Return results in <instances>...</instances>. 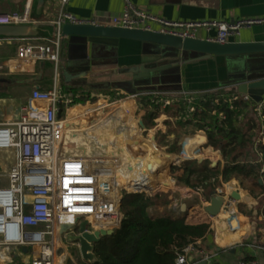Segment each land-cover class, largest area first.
<instances>
[{"label":"built area","instance_id":"built-area-1","mask_svg":"<svg viewBox=\"0 0 264 264\" xmlns=\"http://www.w3.org/2000/svg\"><path fill=\"white\" fill-rule=\"evenodd\" d=\"M34 3L35 0H28L22 13L0 11V26L35 23L32 19ZM62 3L67 5L69 0H62ZM68 23L157 32L183 40L198 39L199 30L208 32L215 30L216 37L205 41L223 45L228 43L231 34L239 33L244 28L263 25L264 19L235 22H171L135 8L126 0L121 15L106 17L101 24L81 21L64 13L56 22V26L59 29ZM56 35L54 40H44L42 44H35L40 41L37 39L23 40L25 43L19 47L17 55L5 62V74L26 75L34 67L46 63L55 65L58 71L62 38L59 31ZM163 94L160 91H149L134 95L123 93L117 96L123 98L121 102H128L136 108L137 128L146 134L144 141L146 144L143 143V146L150 144L159 149V161L153 165V172L157 174L153 179L158 180L161 177L163 181H172L169 188L157 185L151 188V191L157 193L171 190L177 194L178 180L183 175L185 164L204 162L208 164L209 169H217L227 165V161L221 149L209 145L208 127L198 129L182 140H178L175 135H167L164 145L158 143L157 135L163 132L164 122L173 121L168 117L169 109L182 102L189 114L201 113L202 101H206V97L198 99L187 94L182 98L175 95L163 101L157 100ZM141 95H149L152 103L161 105V110L157 113V124L152 130L147 129L143 123L146 114L138 104ZM96 99L98 103L87 101L86 104H74L73 99L67 97L58 85L48 91L35 88L28 98L27 105H19L0 118V151H12L14 154L13 165L6 175V185L0 187V264H12L11 259L4 254L15 248L27 250L25 254L29 258L28 264H59L62 236L68 241L69 237L75 235L74 231L69 234L68 228L73 230L80 223L87 222L91 227L87 228L89 233L114 231L124 221V204L128 194L123 192L129 188L122 187L118 178L121 173L128 171V166H132V160L131 163L130 161L125 163L114 153L102 154L101 150L95 156L86 153L80 156H66L64 152V142L69 128L79 126L81 121L93 116L97 110L105 108L106 105L103 103L108 102L102 100L111 98L101 95ZM242 100L247 103L253 101L248 96H242ZM218 102V99L215 100L216 104ZM263 106L264 97L263 101L257 104L262 125L260 137L264 139V117L261 116ZM212 115L224 119L222 113L217 114L213 111ZM175 119L177 120V116ZM92 124L93 121H90L89 125ZM177 146L181 148L179 154L175 153ZM137 148L144 150L142 146ZM130 156L132 157L131 154ZM221 190L224 191L222 195L229 192L227 185H222ZM181 197L198 198L202 210L207 214L206 208L210 206V202L202 187L183 191ZM222 198L225 199L223 207L228 210L236 202L230 194ZM173 201L172 212L177 216L180 204L177 197H174ZM63 230L67 232L63 234ZM203 263L210 264L211 256L200 248L199 242L189 245L176 255L175 264ZM239 264L257 263L240 261Z\"/></svg>","mask_w":264,"mask_h":264},{"label":"crops","instance_id":"crops-1","mask_svg":"<svg viewBox=\"0 0 264 264\" xmlns=\"http://www.w3.org/2000/svg\"><path fill=\"white\" fill-rule=\"evenodd\" d=\"M27 1L28 0H3V2L0 4V11L2 13H22L25 9ZM128 1L135 8H139L148 12L152 16L171 22H235L242 20L264 19V0ZM35 3L32 12V19L35 20V23L56 25V22L59 20L60 16L66 13L81 21L101 24L104 22L106 17L121 15L124 12L126 0H69L67 5H63L62 0H46L45 7L40 17L36 14ZM41 31L48 35L50 29L42 28ZM55 34H57V29ZM216 34L217 32L215 30L210 32L207 30H199L197 32V37L200 40H207L209 38H215ZM56 36L57 35H55L54 38H36L40 41L35 42V44H42L44 40H54ZM61 41V58L59 68L62 66L67 67L68 64H70L71 68L73 69V79L70 84L65 82L61 71H56V66L50 63L39 64L26 75L7 76L4 71V64L7 60H10L17 55L19 47L25 43L23 40L0 39V78L27 77L30 79L32 85L31 90H29L30 92L34 88L48 91L55 85H58V87L63 91V84H65L69 89L72 87H81L83 89L81 92H85L87 96L89 95L88 93H90L91 98L101 95L107 96L104 95L103 92L108 91L115 92L117 95H121L123 93H126L127 95H134L135 93H138L137 91L143 92L154 90L166 93L168 97H174L177 95V97L182 98L184 94H187L193 95L198 99H203L209 95L211 96V94L219 92L225 94H238L237 87L233 85L232 79L241 72V61L243 59L228 61L224 58H212L211 60L205 62L194 63L190 65L182 64L179 75H177L176 70H173L170 71L169 75L163 74L161 77L151 81L144 79L139 80L135 82L134 85L130 84L134 89L133 92L131 91V94H128L127 91L122 87L112 88L111 82L109 80H104V78L107 79L118 77L113 71L117 68L125 69L147 66L157 62L158 60L155 56L148 54L153 50L152 48L144 49L141 43L131 41H120L118 45V51L111 49L115 45L110 42H103L95 44L94 46L92 44H88L87 50L89 61L91 63V70L89 73L82 75L80 74L82 67L81 64H86L88 62L86 59H83L85 58L86 53L84 46L79 42L77 43L69 39H61ZM228 43H264V24L251 28H244L239 33L231 34L228 39ZM246 61L249 72H264V56L250 58ZM80 76H83L84 79H78L81 78ZM44 79H46L47 83L50 85V87L47 89H45L44 86ZM121 80L126 82L124 84H128L127 82L131 81L127 76H121ZM107 85H110L109 89L106 88ZM81 92L76 96H74V94L71 92L63 93L74 101L75 99H80L82 97L83 93ZM180 92L182 94H180ZM29 96L30 94H28L26 98L17 96L0 98V118L4 114H8L18 108L19 105H27ZM108 97L112 98V96H107V98ZM239 97L242 99L241 95H239ZM172 112L177 114L175 115V117L177 116V120L174 116L169 114L168 117L174 118L175 123L177 122L178 124L181 119L180 108L177 107V111L174 109ZM167 122L172 124V126H170L172 129L176 128L174 121H165L164 130L162 133L175 135L178 140H182L186 135L194 134L198 130L194 127H184L182 129L177 126V134L169 133V128L165 126ZM76 128L80 129L79 126L69 128L66 139L75 137L79 133H83ZM115 130L117 131V125ZM140 132H142L141 129L132 131V138L134 139L133 141L136 139L138 140L141 137ZM260 132H262V127ZM261 143L264 146V139L259 135L256 143L254 144L255 150L258 149ZM142 147L144 150H138L137 147L135 148V151L140 154V158L138 160L142 159V170L148 168L151 165L149 168L151 171H148V176L153 178V176H156L157 174L153 172V165L155 164L154 158L149 154L146 155L147 152L151 151L149 144L143 146L142 142ZM156 148H153V150ZM96 151L99 153L98 150ZM175 152L179 154L181 152V148L177 146L175 148ZM257 155H255L254 158H251L248 162L250 164H252V162L262 163L263 159L261 155L258 153ZM132 157L130 154H128L127 160L124 161L125 163L130 161L131 163L132 160V166H128V171L123 173L126 175L124 180H122V173L118 178L119 181L121 180V182H123L122 184L127 185L129 189L140 187L135 179V174H133V172L136 170L139 171L140 168L136 167L132 170L131 167L137 164V157L133 155ZM199 163L203 164L204 162ZM204 164H206L208 167L207 163ZM1 167L2 164L0 162V168ZM224 167L211 169L222 171ZM261 174H264V164L261 166ZM139 176H141L140 172ZM181 183L183 182H181L179 179L177 194H174L171 190H165L164 192L160 193H163L166 196L172 193L173 198L177 197V200L180 204V210L177 212V216L172 212L173 203L169 207V211L172 212L174 217H182L184 213L191 212L192 208H198L200 215H192L193 221L197 222L203 220L209 222V232L203 239L197 242H199L200 248L211 256L210 264H239L240 261H253L257 264H264V191H261L259 187L255 186V181L253 179L247 181L246 183L243 182L242 178L237 177H233L228 181H223L220 179V184L214 191L206 192L204 190L209 202L215 193L219 197H226L230 194L231 198L233 193H238L241 197V200H235L236 202L230 210L223 207L220 214L214 218H210L208 214L202 210L198 198L181 197V192L192 189L189 187L185 189L182 187ZM259 184L264 186V175L260 177ZM222 185H227V190H229V192L227 191L228 194L224 193V195H222L224 192L222 190L220 191ZM183 206H186L184 212L182 210ZM60 247L61 256L59 259V264H77L75 262L74 256L71 254V251H77L81 262L85 263L78 251V245L70 243L67 244L61 239ZM10 251L14 253L17 252L16 256L21 258L24 264H28L29 258L28 255L25 254L24 250H18L15 248L11 249Z\"/></svg>","mask_w":264,"mask_h":264},{"label":"trees","instance_id":"trees-1","mask_svg":"<svg viewBox=\"0 0 264 264\" xmlns=\"http://www.w3.org/2000/svg\"><path fill=\"white\" fill-rule=\"evenodd\" d=\"M59 70L61 71V67ZM0 86L8 90L25 89L28 94L35 89L29 91L32 85L27 77L0 78ZM62 88L64 93L71 92L74 96L83 90L81 87L69 89L65 84ZM137 92L135 94L149 91ZM103 93L107 96H117L111 91ZM88 94L87 96L84 92L80 99L74 100V104H86L87 101L97 100L96 97L91 98L90 93ZM6 97L10 95H0V98ZM167 98L168 95L164 93L157 100L163 101ZM217 99L218 104L215 103ZM138 104L142 106L146 114L143 118L144 126L147 129L154 128L161 105L152 103L149 95H141ZM177 107L180 108L181 119L178 124L175 123L176 128L174 129L170 127L172 126L170 122L165 124L169 128V133L177 134V126L182 129L184 127L197 129L208 127L210 129L209 145L221 149L228 161L222 171L209 169L204 163H187L183 167L181 182L189 188L202 187L206 192H211L219 186L220 179L228 181L237 177L242 178L244 183L253 179L255 186L264 191V186L259 184L260 177L264 175L261 174V166L264 164V146L261 143L257 150L254 147L262 127L257 103L253 101L247 103L237 93L219 92L206 97L205 102L202 101L203 111L201 113L189 114L187 107L181 102L173 106L167 114L175 117L177 114L172 110L177 111ZM213 111L217 114L222 113L224 119L221 120L218 115L213 116ZM261 116L264 117V106ZM167 135V133H158L157 141L160 145H164ZM257 153L261 155L263 162L250 164L248 161ZM236 161L239 163L235 164ZM160 178L155 186L162 185L164 188H169L172 181H163ZM172 203V193L167 196L152 191H133L128 194L124 204V221L111 235L102 237L101 241L95 245L94 252L98 259L96 264H175L176 255L189 245L203 239L209 232L210 224L203 220L193 221L192 215H200L198 208H192L191 212L184 213L182 217H174L169 211ZM156 206L164 210L157 215H151L149 209Z\"/></svg>","mask_w":264,"mask_h":264},{"label":"water","instance_id":"water-1","mask_svg":"<svg viewBox=\"0 0 264 264\" xmlns=\"http://www.w3.org/2000/svg\"><path fill=\"white\" fill-rule=\"evenodd\" d=\"M46 0H36V14L41 16L45 7ZM42 28L50 29L48 35L43 33ZM60 32L62 39H69L75 42L81 43L85 48V58L88 62L81 64L80 74L89 73L91 70V63L89 61L88 44L110 42L115 46L111 49L118 51V45L120 41H131L141 43L144 49L152 48L153 50L148 53L159 59L157 62L147 66H139L125 69H114L116 76H127L130 78L132 85L139 80L151 81L153 79L161 77L163 74L169 75L170 71L176 70L177 75L180 74V67L182 64L190 65L194 63H200L209 61L212 58H224L228 61L235 59H243L241 61V72L235 76L233 85L237 87L238 94L241 96L250 97L253 102L259 104L263 101L264 97V72H249L247 68V61L250 58L264 56V43H226L218 44L205 40H183L172 36L162 35L157 32H146L140 30H124L118 28L93 26V25H72L65 24L61 28H57L56 25H45L39 23H32L26 25H12V26H0V39L4 40H25L36 39L42 37H55V33ZM147 53V52H144ZM61 73L67 84L72 81L73 69L70 64L66 67H61ZM84 79L83 76H80ZM107 89L110 85L106 86ZM156 90V88H155ZM154 91V90H152ZM83 93V92H81ZM129 152L140 158V154L128 148ZM185 189L188 186L181 183ZM134 192H147L151 191V188H131ZM232 198L234 200H241L238 193H233ZM225 203V199L219 197L216 193L210 200V206L206 208V212L211 217H217ZM186 206H183L182 210L185 211ZM88 223L83 222L79 226L78 233L77 228L74 227V236L68 238L70 244L78 245V251L82 260L87 264H96L98 259L94 252L95 245L98 244L102 237L109 236L113 231H97L89 233L87 231ZM67 231L63 230L65 234ZM27 253V250H24ZM204 264V263H203Z\"/></svg>","mask_w":264,"mask_h":264},{"label":"rangeland","instance_id":"rangeland-1","mask_svg":"<svg viewBox=\"0 0 264 264\" xmlns=\"http://www.w3.org/2000/svg\"><path fill=\"white\" fill-rule=\"evenodd\" d=\"M3 2V0H0V4ZM157 59V58H156ZM159 60V59H157ZM104 80H109L111 82L112 88H124L128 94H131V91L133 92V86L130 85V82L126 83L125 81L121 80V77H112L107 78ZM44 86L45 89L49 88L50 85L47 83L46 79H44ZM9 94L10 97L17 96L21 98H26L28 95V92L25 91V89H14V90H8L5 87L0 86V95ZM119 96H116V98L112 97L111 99H104L102 101H107L108 103H102L106 105L105 108H102L101 110H97L96 113L93 116H90L89 118L83 120L80 122V125H83L78 129L79 131L83 133H79L75 137H71L65 140L64 142V152L66 156H80L82 154H92L96 155L98 154L96 150H98V146H108L113 145L110 148L116 150L121 149V145L123 147L125 145L128 146V144L135 145L136 147L142 146V142L146 144V134L142 131L140 132V138L134 140L132 137L133 130L138 129L137 128V121L138 118L136 116V108L132 106V104L128 102H121L123 98H118ZM101 100V99H100ZM98 100L94 101L96 103ZM98 103V102H97ZM170 111V110H169ZM172 118V117H171ZM174 123L175 119L172 118ZM158 120V119H157ZM156 120V121H157ZM93 121L94 126L89 125V122ZM79 125V126H80ZM117 125V131L116 129ZM92 126V127H91ZM123 139V140H122ZM123 142V144L121 143ZM121 144V145H120ZM117 146V147H116ZM126 146V149L128 150ZM176 153V152H175ZM147 154L151 155L150 152H147ZM146 154V155H147ZM0 162L2 164V167L0 168V187H4L7 182V173L9 172L10 168L13 165L14 160V154L12 151H0ZM137 158V164L135 166L131 167L132 170L136 167L140 168L142 170V159L138 160ZM126 175L123 174L122 180H124V177ZM120 180L121 186H127L122 184ZM133 191L130 189L124 190V194H130ZM160 193V191H159ZM163 211V208L161 207H152L149 209V213L151 215H157ZM81 224V223H80ZM79 224V226H80ZM79 226L77 227L76 234L78 233ZM88 229H91V227L88 226ZM69 234L73 230H67ZM62 241L69 244L67 241V238H64L62 236ZM10 250L6 251L4 255L6 257L10 258L12 261V264H24L22 259L16 256V253L12 252ZM71 254L75 258V262L77 264H86L81 262L80 256H78L77 251H71ZM71 263V262H70Z\"/></svg>","mask_w":264,"mask_h":264},{"label":"bare ground","instance_id":"bare-ground-1","mask_svg":"<svg viewBox=\"0 0 264 264\" xmlns=\"http://www.w3.org/2000/svg\"><path fill=\"white\" fill-rule=\"evenodd\" d=\"M133 142L134 141H132V143ZM121 143L123 144V142H121ZM111 146H113V145H108V146H104V147L98 146V151L101 150V152H103L105 154L108 153V154H111V155H113V153H114V155H116L117 157H119L120 160H122V161L127 160L128 154H131V153H127L128 152L127 149H126V146L127 145H125L124 147H123V145H121V149L120 150L119 149H116V151L111 150V148H110ZM127 148H130V149L133 148V150H135L136 146L135 145H132V144H128ZM149 148L151 150V151H149L150 154H151L150 156H152L154 158V163L156 164V162L159 161L158 160V158H159V156H158L159 155V149L156 148V147H153L150 144H149ZM153 148H156V149L153 150ZM174 159H176V158H174ZM150 166L148 168H146V169H143V170H140V171L136 170L135 172H133V174H135V176H136L135 179H136V181L138 182V184L140 185L141 188L151 187V186H153V185L156 184L157 179H153V178H155V175L153 176V178H151L150 176H148V171L149 172L151 171L149 169ZM139 172L141 173V176H139Z\"/></svg>","mask_w":264,"mask_h":264}]
</instances>
